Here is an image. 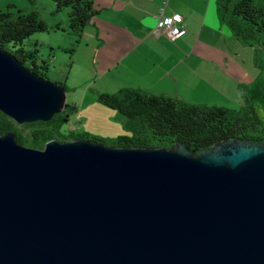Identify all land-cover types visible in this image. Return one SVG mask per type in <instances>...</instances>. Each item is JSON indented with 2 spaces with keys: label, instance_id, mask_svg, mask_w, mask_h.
I'll list each match as a JSON object with an SVG mask.
<instances>
[{
  "label": "water",
  "instance_id": "95a60500",
  "mask_svg": "<svg viewBox=\"0 0 264 264\" xmlns=\"http://www.w3.org/2000/svg\"><path fill=\"white\" fill-rule=\"evenodd\" d=\"M65 88L0 49V112H63ZM0 135V264H264V141L190 150Z\"/></svg>",
  "mask_w": 264,
  "mask_h": 264
},
{
  "label": "trees",
  "instance_id": "16d2710c",
  "mask_svg": "<svg viewBox=\"0 0 264 264\" xmlns=\"http://www.w3.org/2000/svg\"><path fill=\"white\" fill-rule=\"evenodd\" d=\"M55 11L68 9V30L80 38L91 19L98 14L93 0H49ZM218 16L234 39L250 49L264 50V0H217ZM0 10V49L12 54L31 72L48 79V65L35 51L24 48L32 35L47 32L39 12L23 13ZM59 30V29H58ZM257 68L261 66L256 64ZM66 87L62 83H57ZM237 109L192 105L172 98L122 90L117 95L99 94L97 102L125 118L129 135L119 136L106 144L87 134L63 135L64 123L75 106L66 103L62 113L47 122L36 121L17 127L12 119L0 112V135L12 130L17 142L27 148L43 150L46 143L82 140L118 148H165L180 143L190 150L210 148L228 139L250 142L264 141V78L262 75L240 92Z\"/></svg>",
  "mask_w": 264,
  "mask_h": 264
},
{
  "label": "crops",
  "instance_id": "0c3cea01",
  "mask_svg": "<svg viewBox=\"0 0 264 264\" xmlns=\"http://www.w3.org/2000/svg\"><path fill=\"white\" fill-rule=\"evenodd\" d=\"M93 2L98 14L80 42L97 57L92 62L113 75L118 93L138 91L192 105L237 109L242 89L261 75L241 60L248 47L237 42L220 20L217 0ZM161 12L183 17V36L170 41L154 33ZM251 65L257 68L253 60Z\"/></svg>",
  "mask_w": 264,
  "mask_h": 264
},
{
  "label": "rangeland",
  "instance_id": "374dc122",
  "mask_svg": "<svg viewBox=\"0 0 264 264\" xmlns=\"http://www.w3.org/2000/svg\"><path fill=\"white\" fill-rule=\"evenodd\" d=\"M51 4L49 0H0V9L4 11L8 5H13L11 12L37 11L48 28L47 32L36 33L26 39L24 48L35 51L37 57L47 63L48 80L64 84L66 103L75 106V113L70 114L61 133H85L106 144L119 136L129 135L124 126L125 118L97 102L101 93H118L111 82L113 75L103 73L104 70L96 66L98 62H92L97 57L80 42V38L69 32L68 9L56 12ZM247 49L243 50L241 60L246 62L248 70L256 75L261 73L264 78V50L261 47L258 50ZM252 60L261 67L251 68ZM21 126L17 125L18 128Z\"/></svg>",
  "mask_w": 264,
  "mask_h": 264
},
{
  "label": "built area",
  "instance_id": "2783aa9c",
  "mask_svg": "<svg viewBox=\"0 0 264 264\" xmlns=\"http://www.w3.org/2000/svg\"><path fill=\"white\" fill-rule=\"evenodd\" d=\"M184 20L181 15L165 16L161 12L155 21L154 33L170 41L178 39L185 33Z\"/></svg>",
  "mask_w": 264,
  "mask_h": 264
}]
</instances>
